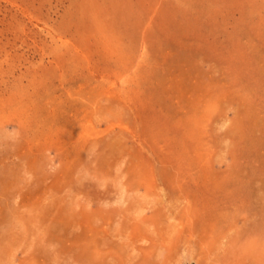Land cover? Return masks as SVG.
Segmentation results:
<instances>
[{"label": "rangeland", "instance_id": "1", "mask_svg": "<svg viewBox=\"0 0 264 264\" xmlns=\"http://www.w3.org/2000/svg\"><path fill=\"white\" fill-rule=\"evenodd\" d=\"M0 264H264V0H0Z\"/></svg>", "mask_w": 264, "mask_h": 264}]
</instances>
